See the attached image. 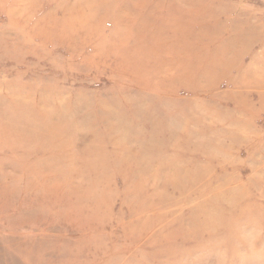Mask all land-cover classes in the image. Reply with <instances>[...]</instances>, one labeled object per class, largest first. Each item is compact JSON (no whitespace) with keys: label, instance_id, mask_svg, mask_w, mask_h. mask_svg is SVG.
Listing matches in <instances>:
<instances>
[{"label":"rangeland","instance_id":"1","mask_svg":"<svg viewBox=\"0 0 264 264\" xmlns=\"http://www.w3.org/2000/svg\"><path fill=\"white\" fill-rule=\"evenodd\" d=\"M0 264H264V0H0Z\"/></svg>","mask_w":264,"mask_h":264},{"label":"bare ground","instance_id":"2","mask_svg":"<svg viewBox=\"0 0 264 264\" xmlns=\"http://www.w3.org/2000/svg\"><path fill=\"white\" fill-rule=\"evenodd\" d=\"M28 94H31V93L28 92ZM22 96H23V95H22ZM18 105H19V104H18ZM20 107H21V106H20ZM29 109H30V108H29ZM13 110H14V109H13ZM18 110H19V108H18ZM18 110H17V112H18ZM30 110H31V109H30ZM32 112H33V111H32ZM27 113H30V111H28V108L24 107V108H23V111H22V114H23V115L20 114V115H21L20 117L23 118V116H26ZM6 114H7V113H5V116H6ZM25 114H26V115H25ZM31 114H32V113H31ZM31 114H30V115H31ZM40 114H42V113L40 112ZM2 115L4 116V113H3ZM8 115H9V114H8ZM8 115H7V116H8ZM16 115H18V114H16ZM38 115H39V114H38ZM34 116H35V115H34ZM40 116H42V115H40ZM43 116H44V115H43ZM20 117H19V119H20ZM29 117H30V116H29ZM35 117H36V116H35ZM37 117H38V116H37ZM24 118H25V117H24ZM24 118H23L22 121H24V120L27 118V116H26L25 119H24ZM38 118H39V117H38ZM3 119H4V118H3ZM9 119H10V118H9ZM34 119H35V118H34ZM34 119H33V120H34ZM20 120H21V119H20ZM22 121H21V122H22ZM25 121H26V120H25ZM25 121L22 122V124H23V126H24L25 129H26V128L29 129V130H28L29 132H28V131H27V132L22 131V132H19V133H22L23 135H26V136H30V137H31V136L33 135L32 132H35V130H36L38 127H37V125H36L35 122H34L35 120L32 121V123H29V125H26V123H27L29 120H27L26 123H25ZM37 121H38V120H37ZM40 121H41V120H40ZM36 123H37V122H36ZM15 124H16V123H15ZM15 124H14V121H13V126H12L13 128H14V125H15ZM11 125H12V124H11ZM11 125H10V126H11ZM39 125H40V124H39ZM23 126H22V128H23ZM12 127H11V128H12ZM36 127H37V128H36ZM16 129H17V127H16ZM13 130H15V129H13ZM17 130H19V129H17ZM23 130H24V129H23ZM17 132H18V131H17ZM9 133H10V132H9ZM9 133H8V134H9ZM36 133H37V132H36ZM15 135L18 136V133H16ZM34 135H35V134H34ZM34 135H33L32 137H34ZM11 136H12V135H11ZM16 136H15V137H16ZM13 137H14V136H13ZM30 137H29V138H30ZM17 138H18V137H17ZM17 138H16V139H17ZM26 138H27V137H26ZM11 148H12V147H11ZM37 148H38V147H37ZM176 169H177V168H176ZM135 170H136V169H135ZM94 171H95V170H94ZM192 181H193V180H192ZM200 194H201V193H200Z\"/></svg>","mask_w":264,"mask_h":264}]
</instances>
